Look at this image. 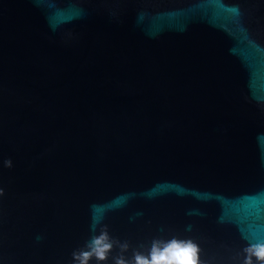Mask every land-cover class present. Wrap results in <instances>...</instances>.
Segmentation results:
<instances>
[{"label": "water", "instance_id": "water-1", "mask_svg": "<svg viewBox=\"0 0 264 264\" xmlns=\"http://www.w3.org/2000/svg\"><path fill=\"white\" fill-rule=\"evenodd\" d=\"M0 188V264L105 232L101 264L173 239L239 264L264 243V0H0Z\"/></svg>", "mask_w": 264, "mask_h": 264}, {"label": "clouds", "instance_id": "clouds-1", "mask_svg": "<svg viewBox=\"0 0 264 264\" xmlns=\"http://www.w3.org/2000/svg\"><path fill=\"white\" fill-rule=\"evenodd\" d=\"M5 167H12L10 159L5 160ZM3 194L4 191L0 188V196ZM111 247L107 233H102L92 240L90 250L73 252V260L76 264H89V261L95 258L96 264H101L107 260ZM200 252L199 245L192 240L153 241L148 254L137 253L133 264H207L206 261H201ZM242 257L239 264H264V243L249 241L242 249ZM117 264L125 262L120 260Z\"/></svg>", "mask_w": 264, "mask_h": 264}]
</instances>
